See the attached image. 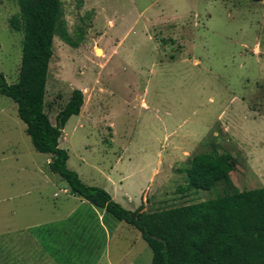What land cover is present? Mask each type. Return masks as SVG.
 Masks as SVG:
<instances>
[{
    "label": "rangeland",
    "instance_id": "1",
    "mask_svg": "<svg viewBox=\"0 0 264 264\" xmlns=\"http://www.w3.org/2000/svg\"><path fill=\"white\" fill-rule=\"evenodd\" d=\"M18 13L15 0H1L0 72L8 83L20 66L22 33L9 24ZM60 20L76 46L59 37L58 24L44 109L55 124L71 90L82 91L59 146L83 183L147 211L264 186V1L61 0ZM212 145L235 158L229 184L182 189L187 160ZM49 159L34 149L16 103L0 94V240L56 239L57 247H39L46 257L58 250L56 264H149L140 232L109 213L87 207L83 225L77 211L33 227L54 221L64 212L54 206L71 194ZM74 239L84 240L71 246ZM7 249H18L24 264H48L32 259L38 248L3 246L0 258Z\"/></svg>",
    "mask_w": 264,
    "mask_h": 264
},
{
    "label": "trees",
    "instance_id": "2",
    "mask_svg": "<svg viewBox=\"0 0 264 264\" xmlns=\"http://www.w3.org/2000/svg\"><path fill=\"white\" fill-rule=\"evenodd\" d=\"M15 1L19 13L9 24L22 33L20 66L13 83L0 72V94L16 103L34 149L50 154L49 169L66 182L70 193L136 228L151 249L149 264H264V186L156 211L144 210L140 202L129 210L105 189L83 183L67 167L68 151L59 146V138L67 120L80 113L83 94L72 89L52 124L44 109V92L58 24L59 37L73 47L76 42L60 20L61 0ZM235 167L230 153H218L212 145L187 160L182 189L229 184Z\"/></svg>",
    "mask_w": 264,
    "mask_h": 264
},
{
    "label": "crops",
    "instance_id": "3",
    "mask_svg": "<svg viewBox=\"0 0 264 264\" xmlns=\"http://www.w3.org/2000/svg\"><path fill=\"white\" fill-rule=\"evenodd\" d=\"M252 112V111H251ZM203 139V136L199 139V141H201ZM49 162V161H48ZM263 187V186H262ZM116 190H118L116 188ZM112 198L115 199V195L114 194H110ZM71 198V200H70ZM59 204L54 206V209H56L55 211L58 212L59 210H64V212H61L58 214V216L56 217V219L54 221H47L45 223H37L35 225H33L34 228L37 227H42L45 225H50V224H59L65 221H69L71 219V217L78 211L80 212L78 217L75 218V222L78 223L79 225L84 223V218H85V211L87 209V207H89L90 211L92 213H94V215H97L99 213V211H102V213H106L104 212L103 209L97 208L94 205H92L91 203L85 201V199L72 195L70 194V196H68L67 198H65L64 200H60V202H58ZM73 204V205H72ZM80 210V211H79ZM88 211V210H87ZM102 227V226H101ZM22 239V238H21ZM21 239H16L15 241L9 240V239H1L0 240V245H1V250L2 247L4 246H14V247H20V248H28V252L30 251H34V248H38L39 252L33 254L32 259L36 260L37 262L41 261L42 262H47L48 264H56V261L53 259V254H51L52 252H57L58 250H51L49 252H47L48 256H44V254L46 253L45 251H43V249H39V247H43L44 243H46L48 245L49 248L52 247H57L59 246V243L56 239H48L47 242H44L42 239L39 238H34V239H27V240H21ZM84 240V239H83ZM83 240L80 239H74L70 241V245H75V246H81L83 243ZM46 246V245H45ZM23 249V251H25ZM22 251V252H23ZM21 252V251H20ZM44 252V253H42ZM31 258V257H30ZM0 259H5L6 263L5 264H24V260L26 259L25 256H23L22 254H18V249H16L15 251H11V250H6V254L2 255Z\"/></svg>",
    "mask_w": 264,
    "mask_h": 264
},
{
    "label": "built area",
    "instance_id": "4",
    "mask_svg": "<svg viewBox=\"0 0 264 264\" xmlns=\"http://www.w3.org/2000/svg\"><path fill=\"white\" fill-rule=\"evenodd\" d=\"M63 191H65V189H63ZM54 195H57V193H55Z\"/></svg>",
    "mask_w": 264,
    "mask_h": 264
}]
</instances>
